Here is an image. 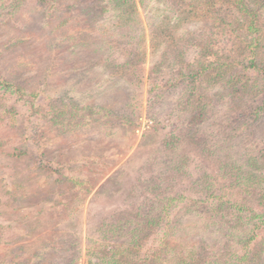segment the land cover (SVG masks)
I'll return each instance as SVG.
<instances>
[{
	"label": "rangeland",
	"instance_id": "1",
	"mask_svg": "<svg viewBox=\"0 0 264 264\" xmlns=\"http://www.w3.org/2000/svg\"><path fill=\"white\" fill-rule=\"evenodd\" d=\"M47 1L0 0V264H264V172L247 180L264 46L251 55L229 12L180 23L181 0H132L126 18ZM205 46L227 78L199 67Z\"/></svg>",
	"mask_w": 264,
	"mask_h": 264
},
{
	"label": "trees",
	"instance_id": "2",
	"mask_svg": "<svg viewBox=\"0 0 264 264\" xmlns=\"http://www.w3.org/2000/svg\"><path fill=\"white\" fill-rule=\"evenodd\" d=\"M37 4L41 6L45 10L54 9L53 5L48 3L47 0H36ZM184 4H177L176 9L179 11L180 18L178 21L182 23H190L193 21L198 22L203 17L210 18L213 22H225L226 21V15L229 12L232 14V20L230 22V27L234 29L235 32L242 33L241 39L245 36L246 42L244 43L249 48V53L251 55L257 56V50L263 48L264 46V38L260 37L258 33H260V29H258L257 25L259 22L257 21V17L254 15V11L250 10L252 7V4L255 3L256 0H181ZM112 4H114V10L116 11V14L118 16H122V18H126L127 13L131 12L134 3H132V0H110ZM181 7L183 9H181ZM264 11V7H263ZM236 13V14H235ZM182 16V17H181ZM225 17V18H224ZM243 40V39H242ZM262 46V47H261ZM246 48V49H247ZM244 51V49H242ZM204 52L211 53L210 47L206 49V46L199 50V53L202 55ZM206 55H203L204 61L198 63L199 67L204 68V70L209 71L213 70V74L216 73V76L219 77H225L227 78V74L230 71V68L233 63L230 65H223L221 60L218 58L216 63L213 64V68L209 67L211 64L207 61ZM232 58L230 54L228 55V58ZM256 63V61L254 62ZM251 63L250 66L252 68L258 69L256 64ZM210 68V69H209ZM230 79V83L232 84V88H235L238 91H241V93H245L246 96L251 97L250 99L253 100L256 95L253 93L257 86L244 84L239 86L236 82H234V79ZM192 83L196 82V74L191 76ZM6 87H11L10 84H4ZM239 86V87H238ZM179 166V165H178ZM252 169L254 172H251L247 176V180L250 179L254 180L256 179V173L259 172L261 175L264 172V163L262 166H259L255 163L254 167L252 166ZM246 182L243 186H245ZM238 208V207H236ZM252 213V212H250ZM264 254V250H259L256 254H254V257H257L259 259L262 258ZM244 258L247 257L246 254L243 255ZM251 261H253V258H251ZM213 264H218L216 262H213ZM226 264V263H224Z\"/></svg>",
	"mask_w": 264,
	"mask_h": 264
}]
</instances>
